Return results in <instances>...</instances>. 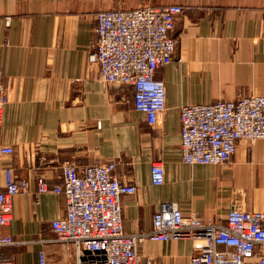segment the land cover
<instances>
[{
  "label": "crops",
  "instance_id": "0c3cea01",
  "mask_svg": "<svg viewBox=\"0 0 264 264\" xmlns=\"http://www.w3.org/2000/svg\"><path fill=\"white\" fill-rule=\"evenodd\" d=\"M179 4L172 35L175 51L159 68L165 109L155 125L134 108L132 87L104 83L90 55L95 51V12L140 5ZM264 0H0V144L13 147L0 156L27 190L12 198V218L4 229L18 243L3 248L15 264H36L43 248L49 264L73 261L52 237L51 220L65 213L63 194L38 193L36 176L50 186L61 181V164L79 169L115 160L121 182L134 184L121 197L123 227L140 233L151 227L162 202L187 214L222 222L227 211L264 210V139L238 141L229 163L188 165L181 161L180 107L264 94ZM160 160L164 182H151L150 163ZM142 255L155 264H188L189 240L144 241Z\"/></svg>",
  "mask_w": 264,
  "mask_h": 264
},
{
  "label": "built area",
  "instance_id": "2783aa9c",
  "mask_svg": "<svg viewBox=\"0 0 264 264\" xmlns=\"http://www.w3.org/2000/svg\"><path fill=\"white\" fill-rule=\"evenodd\" d=\"M179 4L140 5L133 9H107L95 13L94 46L90 59L98 64L104 83L132 87L135 109L149 125H155L165 109V87L155 72L171 62L175 51L172 35ZM261 37L264 38V11ZM1 50V45H0ZM1 77V62H0ZM0 81V108L7 101ZM181 161L188 165H223L230 162L238 141L264 139V94L233 100L190 103L180 107ZM10 145L0 144V156L12 155ZM113 159L79 169L70 161L61 164V181L50 186L42 174L36 176L38 193L63 194L64 215L51 220L52 237L44 243L70 249L73 263L61 264H155L139 251L144 241L189 240L188 264H264V210L230 208L222 222H212L200 213L184 214L171 202H162L153 213L148 231L124 230L121 197L136 186L121 182ZM151 182H164L160 160L150 163ZM27 190V181L17 179L11 167L4 169L0 189V264H15L1 250L18 242L4 230L12 218V198ZM49 264L43 248L37 263Z\"/></svg>",
  "mask_w": 264,
  "mask_h": 264
},
{
  "label": "rangeland",
  "instance_id": "374dc122",
  "mask_svg": "<svg viewBox=\"0 0 264 264\" xmlns=\"http://www.w3.org/2000/svg\"><path fill=\"white\" fill-rule=\"evenodd\" d=\"M98 11H99V10H98ZM263 11H264V10H263ZM96 12H97V11H96ZM96 12H95V13H96ZM94 15H95V14H94ZM262 17H263V16H262ZM261 28H262V26H261ZM260 34H261V33H260ZM151 126H153V125H151ZM69 262H70V263H73L74 261H69Z\"/></svg>",
  "mask_w": 264,
  "mask_h": 264
}]
</instances>
